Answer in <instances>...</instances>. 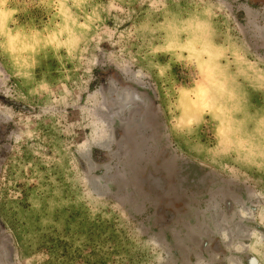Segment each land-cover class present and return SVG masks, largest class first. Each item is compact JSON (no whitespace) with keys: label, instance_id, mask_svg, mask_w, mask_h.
<instances>
[{"label":"rangeland","instance_id":"rangeland-1","mask_svg":"<svg viewBox=\"0 0 264 264\" xmlns=\"http://www.w3.org/2000/svg\"><path fill=\"white\" fill-rule=\"evenodd\" d=\"M0 264H264V0H0Z\"/></svg>","mask_w":264,"mask_h":264}]
</instances>
